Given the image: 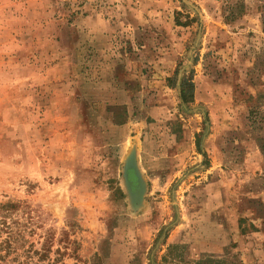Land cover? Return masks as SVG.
Instances as JSON below:
<instances>
[{
	"label": "rangeland",
	"instance_id": "374dc122",
	"mask_svg": "<svg viewBox=\"0 0 264 264\" xmlns=\"http://www.w3.org/2000/svg\"><path fill=\"white\" fill-rule=\"evenodd\" d=\"M263 16L264 0H0V203L31 212L0 264H264Z\"/></svg>",
	"mask_w": 264,
	"mask_h": 264
},
{
	"label": "trees",
	"instance_id": "16d2710c",
	"mask_svg": "<svg viewBox=\"0 0 264 264\" xmlns=\"http://www.w3.org/2000/svg\"><path fill=\"white\" fill-rule=\"evenodd\" d=\"M229 19V18H228ZM262 24H264V16L261 19ZM176 24L180 25L178 20L176 19ZM178 71H175V75L177 76ZM173 78L168 79V83H170V87L172 86ZM194 91L195 85L193 81V71L184 78L181 79L179 84L178 98L182 104H191L194 101ZM258 109H251L249 112V119L252 122L256 123L258 119ZM254 119V120H253ZM260 148L264 150V146L260 145ZM22 212V214L29 213L30 207L27 205H22L14 202H4L0 203V261L7 259L11 254L15 253L20 246H22V242L24 239V229L21 227V224L17 220V218H13ZM31 220H29L30 222ZM34 229L30 228L28 230V234H33ZM67 232H63V236L67 238ZM32 247V245H29ZM45 249H41L42 252H38L34 250V253L39 255L40 258H46L49 253L51 247L49 245H44ZM172 248V247H171Z\"/></svg>",
	"mask_w": 264,
	"mask_h": 264
},
{
	"label": "water",
	"instance_id": "95a60500",
	"mask_svg": "<svg viewBox=\"0 0 264 264\" xmlns=\"http://www.w3.org/2000/svg\"><path fill=\"white\" fill-rule=\"evenodd\" d=\"M130 173L133 175L132 179L136 180L134 187L131 185V182L129 180ZM122 177L125 190L128 194L130 205L132 207H137L143 200L146 186L142 175L140 174L135 155L132 152L124 161Z\"/></svg>",
	"mask_w": 264,
	"mask_h": 264
},
{
	"label": "crops",
	"instance_id": "0c3cea01",
	"mask_svg": "<svg viewBox=\"0 0 264 264\" xmlns=\"http://www.w3.org/2000/svg\"><path fill=\"white\" fill-rule=\"evenodd\" d=\"M104 36H105V35H104L103 32H98L96 35H94L93 38L96 39V40H100V37H101V38H105ZM259 227H260V226H259ZM256 234H258V233H256ZM247 239H248L247 237L241 236L240 241H241V243H243V245L245 244L243 247H246V242H245V241H246ZM247 246H248V245H247ZM245 250H246V249H245ZM245 252L247 253L248 250H246ZM245 256H246V254H245ZM244 263L247 264L246 262H244Z\"/></svg>",
	"mask_w": 264,
	"mask_h": 264
},
{
	"label": "bare ground",
	"instance_id": "6f19581e",
	"mask_svg": "<svg viewBox=\"0 0 264 264\" xmlns=\"http://www.w3.org/2000/svg\"><path fill=\"white\" fill-rule=\"evenodd\" d=\"M132 177H133V175L130 173V174H129V180H130V182H131V185L134 187V184L136 183V182H135L136 180L132 179Z\"/></svg>",
	"mask_w": 264,
	"mask_h": 264
}]
</instances>
